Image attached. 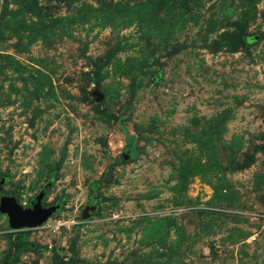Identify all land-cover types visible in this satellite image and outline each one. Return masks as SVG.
<instances>
[{"label":"rangeland","instance_id":"1","mask_svg":"<svg viewBox=\"0 0 264 264\" xmlns=\"http://www.w3.org/2000/svg\"><path fill=\"white\" fill-rule=\"evenodd\" d=\"M0 264H264V0H0Z\"/></svg>","mask_w":264,"mask_h":264},{"label":"water","instance_id":"2","mask_svg":"<svg viewBox=\"0 0 264 264\" xmlns=\"http://www.w3.org/2000/svg\"><path fill=\"white\" fill-rule=\"evenodd\" d=\"M97 96L96 101L100 102L103 99L102 94L94 92ZM44 188L33 200L31 205L23 208L22 205L13 197H5L2 200L1 211L7 216L9 227L12 231L23 229H35L45 224L48 219L54 215L61 207V203H53L52 205H43L44 196L48 190ZM97 204L92 202L88 207H85L82 214V219L87 220L92 217L97 210Z\"/></svg>","mask_w":264,"mask_h":264},{"label":"trees","instance_id":"3","mask_svg":"<svg viewBox=\"0 0 264 264\" xmlns=\"http://www.w3.org/2000/svg\"><path fill=\"white\" fill-rule=\"evenodd\" d=\"M19 236H20V239H19L20 246L18 248L19 251H24L26 249L41 251V250H46L47 249L45 247H39V246H35V245L24 244L25 238H26V234L25 233L19 234Z\"/></svg>","mask_w":264,"mask_h":264},{"label":"flooded vegetation","instance_id":"4","mask_svg":"<svg viewBox=\"0 0 264 264\" xmlns=\"http://www.w3.org/2000/svg\"><path fill=\"white\" fill-rule=\"evenodd\" d=\"M95 203V202H94ZM92 204V202L89 204V206ZM49 205H52V204H49ZM46 206H48V205H46ZM88 207V206H87ZM61 208V207H60ZM85 208V207H84ZM84 208H83V210H84ZM82 214H83V212H82ZM94 214H92V216H93Z\"/></svg>","mask_w":264,"mask_h":264}]
</instances>
